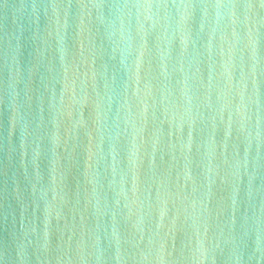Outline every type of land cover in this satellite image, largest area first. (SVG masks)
I'll return each instance as SVG.
<instances>
[{
  "label": "water",
  "instance_id": "water-1",
  "mask_svg": "<svg viewBox=\"0 0 264 264\" xmlns=\"http://www.w3.org/2000/svg\"><path fill=\"white\" fill-rule=\"evenodd\" d=\"M0 264H264V0H0Z\"/></svg>",
  "mask_w": 264,
  "mask_h": 264
}]
</instances>
